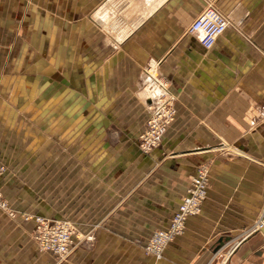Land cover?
<instances>
[{"label": "crops", "instance_id": "obj_1", "mask_svg": "<svg viewBox=\"0 0 264 264\" xmlns=\"http://www.w3.org/2000/svg\"><path fill=\"white\" fill-rule=\"evenodd\" d=\"M100 1L0 0V50L7 34H52L40 30L47 19V28L74 33L76 23L68 22L69 8L63 4L91 3L95 11ZM37 3L58 4L57 15L37 22L43 9ZM208 5L230 24L205 49L188 27ZM77 8L84 11L83 5ZM81 65L85 78L61 77L60 85L37 73L26 78L32 93L45 99L41 109L65 115L61 153L16 155L0 141V192L13 210L68 218L82 239L58 261L37 251L32 221L0 209V264H215L227 248L226 243L218 249L220 240H241L262 210L264 0H157L148 21L121 50L93 61L91 73L86 70L90 64ZM145 65L156 68L175 108L161 146L149 155L136 146L149 102L138 77ZM86 90L92 91V108L81 98L68 106L69 99ZM54 99L60 107L50 106ZM89 112L95 116L91 123L84 119ZM42 167L47 191L40 197L36 180ZM199 168L209 170L200 212L187 219L162 258L147 255L143 248L150 235L168 226ZM260 237L251 235L227 253L230 263L264 264L260 251L244 261L246 245Z\"/></svg>", "mask_w": 264, "mask_h": 264}, {"label": "rangeland", "instance_id": "obj_2", "mask_svg": "<svg viewBox=\"0 0 264 264\" xmlns=\"http://www.w3.org/2000/svg\"><path fill=\"white\" fill-rule=\"evenodd\" d=\"M43 9L40 10L41 16H38L37 22L40 23V18L44 16L54 17L58 11V4L37 3ZM46 5L50 9L46 8ZM66 5L70 13L69 23H76V29L74 33L64 34L60 33L66 28L52 26L47 28L50 19L47 22H43L41 29L43 32L52 30V34H38L36 36H18L13 34L4 35V48L0 50V141L4 142V149H8L16 155H28L29 153H36L39 155L45 154H60L61 153V126L64 122V116L60 114L61 111L46 113L44 109L45 99L42 94H33L31 85L26 81L28 75H34L37 73L42 77H52L54 82L59 83L61 77H66L69 80H75L77 77L82 79L83 67H78L80 64H90L86 67L90 73L93 70V61L106 59L110 53L115 54L122 49V46L126 39L132 35V33L140 26L145 25L148 21V17L156 8L157 0H101L100 3L95 4L97 7L94 11L91 3H75L68 2ZM84 6V11H78V6ZM61 15V14H60ZM59 15V16H60ZM49 18V17H48ZM83 20L84 29L83 33H79V24ZM42 23V22H41ZM82 31V30H81ZM95 47L96 50H92ZM90 48V50H89ZM77 70H79L77 73ZM88 72V73H89ZM87 75V74H86ZM139 80L141 81L140 90L144 95L149 96V102L146 106L147 115L143 128L137 133L136 146L139 152L143 155H149L155 149L161 146L163 138L174 120L175 108L173 105V98L169 94L168 90L164 87V82L157 74L156 68L153 66H142L138 73ZM85 78V76H84ZM60 86L54 89V93L59 91ZM80 92V91H79ZM77 93L73 98L69 99L68 106H74L78 99L85 100V104H88L92 108V95L91 90H86V93ZM79 97V98H77ZM49 103V102H48ZM48 105V104H47ZM165 105V107H163ZM50 106L60 107L59 99H54L53 104ZM152 107L154 114H151L149 110ZM173 111L170 119L167 121L161 118L162 111ZM151 109V110H152ZM95 116L92 112H89L85 116L87 123L93 122ZM108 119V116H105ZM158 119L159 125L165 126L162 130L157 126L153 127L149 125V122ZM69 126L73 123L69 119ZM63 121V122H62ZM66 121L64 122L65 125ZM63 125V126H64ZM109 132H107L108 136ZM35 147V148H34ZM73 148H70V152ZM7 150V151H8ZM35 151V152H34ZM42 166L44 165L41 164ZM4 170V166H0V171ZM42 173H41V172ZM55 173V171L53 172ZM205 174V193L202 202L200 203L198 214L202 208V204L207 196L208 191V177L209 170L207 168H199L195 175L190 179L189 185L184 194L180 198L187 195L193 179L196 176ZM58 175V174H57ZM54 174L53 182L59 181ZM36 191L38 195L43 197L46 193V179L44 177V167L38 168ZM55 186V185H54ZM0 195L7 204V210L5 211L9 216V212H13L14 216H19L24 221H32L33 218L40 216L48 220L63 221L69 224L71 229V244L69 246V252L64 256L55 255L49 252H44L39 249L33 237V228L31 232L32 240L36 245V249L40 253H49L54 256L58 261L66 259L71 251L76 247L79 241L82 239L78 237V230L71 220L68 218H54L42 215L40 211L26 212L16 211L10 208L8 200L0 192ZM262 210L259 217L255 220L252 226L246 228L242 234L241 240L238 242L230 243L225 242L219 244L218 249L224 246L226 243V252L219 258L214 260L215 264H231L229 254L234 251L241 241L250 237L251 235H259L260 238H256L254 242H250L246 246V254L244 255V261L248 260L249 255L252 252L260 251L262 257L264 256V234L259 231V226L264 224V198L262 200ZM179 202V204H180ZM179 204L177 210L179 208ZM2 210V209H1ZM177 210L173 213L177 212ZM196 214L189 215L185 222L182 231H184L186 221L189 217ZM170 218L169 224L172 220ZM168 224V226H169ZM161 228L158 230H165L168 228ZM150 235L143 250L149 256L155 259H160L163 256L166 246L177 236H174L163 248L159 257L150 254L146 250V246L151 239L154 232ZM252 239V238H251ZM244 243V242H243ZM217 249V250H218ZM248 251H250L248 253Z\"/></svg>", "mask_w": 264, "mask_h": 264}, {"label": "built area", "instance_id": "obj_3", "mask_svg": "<svg viewBox=\"0 0 264 264\" xmlns=\"http://www.w3.org/2000/svg\"><path fill=\"white\" fill-rule=\"evenodd\" d=\"M230 22L221 13H219L212 5L206 8L191 22L188 27V33L196 34L205 49L211 48L217 38L226 30ZM165 107V105H163ZM150 106L151 114L154 111ZM173 111H162L161 118L167 121L170 119ZM149 122L150 126H157L162 130L165 126L159 125V121ZM205 174L196 176L187 195H185L180 204L177 212L172 217V220L165 230L155 231L149 240L146 250L156 257L162 252L164 246L176 235L180 234L183 229L184 222L189 215L196 214L199 211L200 203L204 198L205 193ZM0 209L7 210V204L0 195ZM11 216L14 213L9 212ZM264 225L261 224L259 228ZM71 229L67 222L48 220L43 217L37 216L33 218V237L39 249L44 252H49L55 255L64 256L69 252L71 244Z\"/></svg>", "mask_w": 264, "mask_h": 264}, {"label": "water", "instance_id": "obj_4", "mask_svg": "<svg viewBox=\"0 0 264 264\" xmlns=\"http://www.w3.org/2000/svg\"><path fill=\"white\" fill-rule=\"evenodd\" d=\"M259 231H260L261 233L264 234V225H262V226L259 228ZM221 243H222V240H220L219 244H221ZM218 247H219V246H218Z\"/></svg>", "mask_w": 264, "mask_h": 264}]
</instances>
